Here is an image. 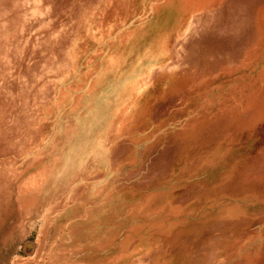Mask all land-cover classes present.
Masks as SVG:
<instances>
[{
    "label": "rangeland",
    "instance_id": "rangeland-1",
    "mask_svg": "<svg viewBox=\"0 0 264 264\" xmlns=\"http://www.w3.org/2000/svg\"><path fill=\"white\" fill-rule=\"evenodd\" d=\"M0 264H264V0H0Z\"/></svg>",
    "mask_w": 264,
    "mask_h": 264
}]
</instances>
